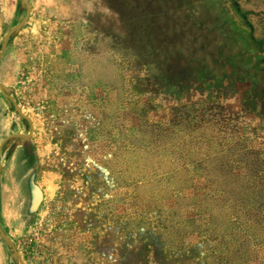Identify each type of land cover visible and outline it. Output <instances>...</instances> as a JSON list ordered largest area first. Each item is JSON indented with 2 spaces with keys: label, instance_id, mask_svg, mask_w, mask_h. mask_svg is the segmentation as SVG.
<instances>
[{
  "label": "rangeland",
  "instance_id": "obj_1",
  "mask_svg": "<svg viewBox=\"0 0 264 264\" xmlns=\"http://www.w3.org/2000/svg\"><path fill=\"white\" fill-rule=\"evenodd\" d=\"M28 2L0 64L33 126L1 156L23 264H264V160L225 106L245 87L242 111L264 110V68L231 49L264 39V0ZM24 14L0 0V41ZM28 132L0 93V143ZM0 264H18L1 239Z\"/></svg>",
  "mask_w": 264,
  "mask_h": 264
},
{
  "label": "crops",
  "instance_id": "obj_2",
  "mask_svg": "<svg viewBox=\"0 0 264 264\" xmlns=\"http://www.w3.org/2000/svg\"><path fill=\"white\" fill-rule=\"evenodd\" d=\"M246 23H248L247 25L245 24L246 29H250L251 21L249 22L247 21ZM23 29L20 31L18 35L10 39L7 45L6 51L0 61V64L3 61L7 52L9 51V49L12 47V45L15 43V41L18 39V37L23 32ZM249 40L246 37H243V38H240V40H237L238 42L234 43L231 46V49H233L234 56H235L234 60H232V63L236 67L240 68L241 64L245 62H250L253 66L255 67L261 66L263 69L264 67L260 63V61L264 60V56L261 55L263 46H261V48L258 47V49H256L254 47V44L258 43L260 45H264V39L259 38L257 35L256 36L250 35ZM259 56H262V57H259ZM242 57H245L246 61L243 63H239ZM5 86H8V85H5ZM257 89H253L252 91L254 92ZM259 89L264 90V87H261ZM244 91H245V87L243 88L241 87L237 89L235 93H231L230 95L225 96V106L227 108L226 113L238 115V120L240 121V123L238 124L240 125V129H241L240 135H242L241 137H243L246 140L250 150L258 153V155L264 160V110L262 112H253L252 114H249V115L244 113L242 111L244 95L248 94ZM170 118L167 121L160 122V123L166 124L170 121ZM256 173L257 174L252 175V178H250V185L252 187L264 186V181H263L264 167H262Z\"/></svg>",
  "mask_w": 264,
  "mask_h": 264
},
{
  "label": "water",
  "instance_id": "obj_3",
  "mask_svg": "<svg viewBox=\"0 0 264 264\" xmlns=\"http://www.w3.org/2000/svg\"><path fill=\"white\" fill-rule=\"evenodd\" d=\"M21 4L25 8V14L23 18L16 23L13 27H11L6 34L3 36L1 42H0V61L6 51L7 45L10 41V39L20 33V31L25 27V25L28 23V20L30 18L31 14V8L29 5L28 0H20ZM0 93L4 97L6 104L8 108L16 113L21 121H24L29 126V132L26 134H13L8 137H6L1 143H0V180L1 176L3 174L4 165L2 164L1 156H2V150L5 149V147H8V141H17L15 144L11 145L10 148L21 146L23 143H29L31 141V137L33 134V126L31 119L27 117L23 111L21 110L20 106L16 103L14 98L12 97V89L8 86H5L0 83ZM9 148V149H10ZM37 200L40 198L39 191L35 192ZM0 239L4 244L8 247L9 251L12 253L13 257L17 260L18 264H23V261L18 253L17 248L15 247L13 241L6 235L4 232L1 224H0Z\"/></svg>",
  "mask_w": 264,
  "mask_h": 264
},
{
  "label": "trees",
  "instance_id": "obj_4",
  "mask_svg": "<svg viewBox=\"0 0 264 264\" xmlns=\"http://www.w3.org/2000/svg\"><path fill=\"white\" fill-rule=\"evenodd\" d=\"M172 58L173 57H170V58H168V62H170L171 60H172ZM177 58H179V57H175V58H173V59H177ZM177 60H183V59H177ZM173 121L170 123V125H171V127H172V125L174 124V122L176 121V119H172ZM215 160H217V163L221 160V158H220V155H216L215 156ZM239 161H241V160H239ZM238 161V162H239ZM218 166V165H217ZM218 175V174H217ZM230 261H227V260H223V262H218V264H228Z\"/></svg>",
  "mask_w": 264,
  "mask_h": 264
}]
</instances>
